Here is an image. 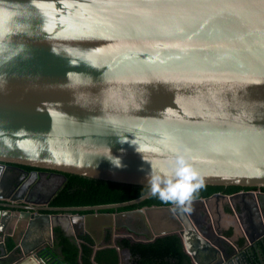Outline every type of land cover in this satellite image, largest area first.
<instances>
[{
    "label": "water",
    "instance_id": "obj_1",
    "mask_svg": "<svg viewBox=\"0 0 264 264\" xmlns=\"http://www.w3.org/2000/svg\"><path fill=\"white\" fill-rule=\"evenodd\" d=\"M177 154L205 185L264 187V0H0V161L150 187ZM148 192L93 206L44 202L37 213L2 196L0 222L17 219L15 207L30 226L46 220L53 234L78 238L132 218L146 227L135 241L178 234L194 264H243L222 245L232 239L197 215L226 201L264 209V193L217 192L193 199L191 212L107 211ZM13 237V247L0 241V264H65L52 240ZM108 246L118 247L98 241L94 256Z\"/></svg>",
    "mask_w": 264,
    "mask_h": 264
},
{
    "label": "flooded vegetation",
    "instance_id": "obj_2",
    "mask_svg": "<svg viewBox=\"0 0 264 264\" xmlns=\"http://www.w3.org/2000/svg\"><path fill=\"white\" fill-rule=\"evenodd\" d=\"M33 173L36 174L35 180L32 179ZM97 191H99L100 194ZM241 192L264 193V187L241 186L240 189L226 194L232 195ZM103 195H105V193H101V190H98L97 186H90L78 180L70 179L68 174L65 175L37 167L0 161V197H8L15 205L28 204L34 206L37 208L34 210L36 213L39 212L38 208L45 206L44 202H49L46 206L68 207L105 204L97 203L100 199H102ZM57 200L80 202L93 201L95 203L62 205L55 204ZM212 206V216H210V213H207L206 215L204 211H202L199 216L197 215L200 224L203 226V229H206L208 223H215L223 231V236L226 240H229V238L232 239L230 241L231 245L227 244L226 241L221 240L222 245L226 247L228 252L235 253L239 261H243V264H245L244 252H246L252 264H254L253 259L255 256H258L262 261V264H264V247H262L260 244V242L264 243V234L261 233L264 230V209L260 208L254 202L247 204L238 202L236 205H233L231 202L226 201L220 203V206L215 202V204H212ZM125 210L132 209L119 208L107 211L117 214ZM12 211L17 216L26 220L25 215L21 214L19 208L12 207ZM99 212L101 213L105 211L99 210ZM82 213L87 214L89 211H83ZM24 220L22 222H24ZM30 220L31 218H28L27 225L23 229H21V223H18V221L17 224H14L8 220L5 222H0V241L2 243L8 241L9 245V243L12 241L8 239V233L10 236L22 233L25 238L21 241L30 245L39 244L43 241L45 242L42 244L46 245L48 244L47 241L52 240L54 246L51 249L54 250L58 243V231L55 230L53 234L48 228L46 220L41 221L37 218H33L35 224L40 223L43 225L40 229H37L34 226L33 221L31 222L32 224L30 226ZM104 221L107 220L105 219ZM145 231L146 227L141 222H138L132 218L127 220L118 219L115 226L107 227L102 232L98 231L97 229L93 230V234L83 231L78 238L74 237L72 239L80 243L84 242L86 236H90L94 241L93 246L95 247L98 241L101 245L108 244V235L110 236L111 243L114 240L117 242V240L121 237H128L135 241L133 237L137 236L138 238H143L145 237ZM258 232H260L262 235L251 242L250 238H255L258 236ZM4 234L7 235L4 236ZM21 241L19 240L17 242L21 243ZM128 258L129 255H127V259ZM235 263H237V261H235Z\"/></svg>",
    "mask_w": 264,
    "mask_h": 264
},
{
    "label": "trees",
    "instance_id": "obj_3",
    "mask_svg": "<svg viewBox=\"0 0 264 264\" xmlns=\"http://www.w3.org/2000/svg\"><path fill=\"white\" fill-rule=\"evenodd\" d=\"M68 177L73 180H78L90 186H97L102 196L97 203H116L129 201L144 195L149 189V186L128 185L107 180H100L90 177H85L77 174H68ZM241 186H216L205 185L203 189L194 197H207L215 192L221 191L232 193ZM99 194L100 192L97 191ZM93 201H59L55 204L71 205V204H92ZM172 203L162 202L158 197H149L143 202L121 209H133L147 205H170ZM58 232L57 247L53 250L54 254L65 264H120L121 258L117 247L108 246L96 251L94 256V241L90 236H86L84 242L80 244L72 238L66 236L60 229ZM108 243H111L108 235ZM264 247V243L260 242ZM259 244V245H260ZM81 245V246H80ZM117 245L123 251L129 252V258L126 264H194L190 255L184 248L183 241L178 234H169L157 238L155 241L143 242L133 241L128 237H121L117 240ZM10 247L14 246L13 242L9 243ZM254 264H262L258 256L253 259Z\"/></svg>",
    "mask_w": 264,
    "mask_h": 264
},
{
    "label": "clouds",
    "instance_id": "obj_4",
    "mask_svg": "<svg viewBox=\"0 0 264 264\" xmlns=\"http://www.w3.org/2000/svg\"><path fill=\"white\" fill-rule=\"evenodd\" d=\"M36 174H32L35 180ZM150 197H158L162 202L172 203L183 212H191L194 197L205 187V180L201 173L183 154L174 157L172 167L157 168L149 179ZM25 264H35L33 260Z\"/></svg>",
    "mask_w": 264,
    "mask_h": 264
},
{
    "label": "crops",
    "instance_id": "obj_5",
    "mask_svg": "<svg viewBox=\"0 0 264 264\" xmlns=\"http://www.w3.org/2000/svg\"><path fill=\"white\" fill-rule=\"evenodd\" d=\"M16 217H17V219L15 218L12 222L14 223V224H17V221H18V223L20 222L21 224H20V227H21V229H23L24 227H26V225H27V221H28V218H26V220H24L23 218H21L22 220H20V217L19 216H17L16 215ZM24 220V222H22ZM24 224V225H23ZM15 230V229H14ZM20 232V231H19ZM22 232V231H21ZM18 233V232H17ZM9 234V233H8ZM10 234H13V233H10ZM7 234H4V236H6ZM8 236V235H7ZM12 236V235H11ZM25 237H24V235H22V233H18V234H16V235H14V237H13V239L14 240H16V241H21L22 239H24ZM118 248V250H119V253H120V258H121V262H120V264H126V262H127V255H129L128 253V251L126 252V251H123L122 249H120L119 247H117Z\"/></svg>",
    "mask_w": 264,
    "mask_h": 264
}]
</instances>
